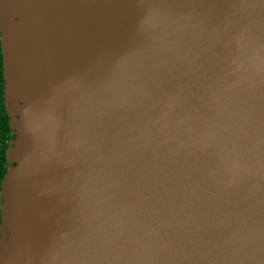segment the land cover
Wrapping results in <instances>:
<instances>
[{
	"label": "water",
	"instance_id": "1",
	"mask_svg": "<svg viewBox=\"0 0 264 264\" xmlns=\"http://www.w3.org/2000/svg\"><path fill=\"white\" fill-rule=\"evenodd\" d=\"M0 44V264H264V0H0Z\"/></svg>",
	"mask_w": 264,
	"mask_h": 264
},
{
	"label": "trees",
	"instance_id": "2",
	"mask_svg": "<svg viewBox=\"0 0 264 264\" xmlns=\"http://www.w3.org/2000/svg\"><path fill=\"white\" fill-rule=\"evenodd\" d=\"M3 56L0 44V186L6 172L8 161L6 158V148L9 140L14 138V133L9 123V116L6 112L4 99V76H3Z\"/></svg>",
	"mask_w": 264,
	"mask_h": 264
}]
</instances>
